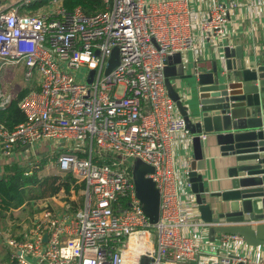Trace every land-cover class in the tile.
Listing matches in <instances>:
<instances>
[{"label":"built area","instance_id":"obj_1","mask_svg":"<svg viewBox=\"0 0 264 264\" xmlns=\"http://www.w3.org/2000/svg\"><path fill=\"white\" fill-rule=\"evenodd\" d=\"M36 1L18 0L0 9V68L21 64L26 81L38 76L37 88L17 101L24 120L11 129L0 122V149L7 156L16 150L26 155L44 142L61 151L58 170L74 177V185L83 184L84 205L70 220L44 209L20 240L0 232L11 261L261 264L239 253L221 258L202 253L189 234L202 222L187 219L196 205L192 195L193 203L180 197L172 143L191 133L164 74L169 55L194 48V29L220 39L227 11L238 8L239 1L208 0L201 21L190 0H103L105 8L91 14L62 4L50 13H21ZM114 48L119 62L106 73ZM12 101L0 88V109ZM129 158L152 168L145 176L159 196L154 222L137 195ZM150 228L156 231V246ZM219 241L232 251L247 247L237 233H220Z\"/></svg>","mask_w":264,"mask_h":264},{"label":"water","instance_id":"obj_2","mask_svg":"<svg viewBox=\"0 0 264 264\" xmlns=\"http://www.w3.org/2000/svg\"><path fill=\"white\" fill-rule=\"evenodd\" d=\"M108 62L106 73L119 62L117 48ZM247 63L238 46L218 49L211 68H201L196 74L198 104L191 113L172 86L186 76L180 52L167 57L164 74L168 94L191 133L189 193L200 220L209 224V240L213 242L217 233H237L248 246L257 247L264 246V59ZM250 119H257L258 127L246 128ZM202 132L213 135L221 156L232 159L227 176L214 179L216 190H212L213 181L205 184L201 172L206 145ZM150 172L152 168L144 164L135 173L132 169V177L144 212L154 222L159 196L151 178L145 176Z\"/></svg>","mask_w":264,"mask_h":264},{"label":"crops","instance_id":"obj_3","mask_svg":"<svg viewBox=\"0 0 264 264\" xmlns=\"http://www.w3.org/2000/svg\"><path fill=\"white\" fill-rule=\"evenodd\" d=\"M16 1L18 0H7L5 1V5L0 6V9L9 6ZM44 1H46V3L42 4ZM54 1H57V5L62 4L61 0H38L32 4L33 7L21 9V13H50L56 7V5H54ZM238 1L240 3L238 8L227 11L226 31L222 36H220V39L217 40L213 37H207V35L202 33L199 29H194V48L186 49L180 52L181 62L183 64V73L186 76L176 80L172 86L178 92L179 97L184 100V103L188 105L190 113L192 109L197 107L198 104L196 74L201 68H206L208 70L211 68L212 60L218 56V49L224 46L232 48L237 46L240 47L244 55L246 66L248 65V60L261 61L264 59V0ZM209 5L210 2L208 0H190V6L194 8V16L198 21L203 19ZM44 6L48 7L47 10L42 9ZM104 8L105 4L102 0V7L91 13L103 10ZM4 66L6 65H3L2 68ZM19 66H21V70L23 72L22 65L20 64ZM2 76L3 75L0 74V78ZM23 80L26 84L23 87L18 88L15 92L11 91L13 89V85H7L4 90L0 85V88L5 94H10L13 97V101L10 105L15 102L16 107L22 114V121L24 120V115L19 109L17 101L29 91L37 88L38 76L36 75L33 81H26L23 76ZM6 108L0 110L3 111ZM177 112L180 114L178 107ZM258 123L257 119H250L249 123H246L245 125L246 128H254L258 127ZM16 124H14L13 127ZM202 134H204V132H202ZM190 138L191 137H183L181 135L175 137L172 143V159L177 176L180 197L193 203L189 194L190 188L188 187L187 179V171L190 166L192 153ZM205 140V160L204 168L201 172L205 184H209V181H213L212 190H216L218 189V186L217 184L215 185L214 179L227 176V165L232 159L231 157L221 156L219 147L216 145L215 137L213 135H206ZM40 145L44 150L47 149L44 142L35 144L36 147ZM50 147L52 148V145ZM59 152L54 155V161L50 160V162H48V166L50 165V168L53 169L54 172L42 176L40 174L41 170H39L40 166L38 165L39 155L36 151L31 150L29 154L23 155L20 151L16 150L11 155L7 156L3 155L0 149V178L5 175L14 174L16 171L21 172L23 175H31L35 173L38 178L45 176L64 177L70 175L62 174L58 170L56 162ZM40 165L43 166V162H41ZM35 166H37V168H35ZM27 169H31L29 174H25ZM74 184L75 181L67 190L61 188L59 191L49 196L39 197L34 195L33 197H28V199H26L21 205L11 208L9 211L5 212V216L0 220V232L6 236L10 235L15 239L20 240L27 234L33 223L42 217L44 209H50L56 215L70 220L74 216L75 212L81 209L84 205L83 184ZM26 209H28V213L25 212ZM22 212H24L25 215L19 216ZM191 212L193 213V216H189L187 218L190 220V223L195 224V222L198 223V221L202 222L199 218L196 207L194 211L192 209ZM202 223L192 225L189 228V234L197 240L202 248V253L213 254L218 256V258H221L224 255H236L235 253H239L244 257L249 255L252 261L260 260L261 264H264V246L251 247L246 245L247 247L245 250L239 249L236 251L225 249L219 241L220 233H217L214 241L211 242L208 237L209 225H202ZM0 264H17V262L11 261L10 246L7 245L1 237ZM236 264H239V262ZM243 264L246 263L244 262Z\"/></svg>","mask_w":264,"mask_h":264},{"label":"trees","instance_id":"obj_4","mask_svg":"<svg viewBox=\"0 0 264 264\" xmlns=\"http://www.w3.org/2000/svg\"><path fill=\"white\" fill-rule=\"evenodd\" d=\"M46 1L42 2V4ZM62 5L69 11L75 7L80 8L86 14L98 10L102 7V0H61ZM1 111V110H0ZM22 114L13 102L8 108L0 112V121L3 122L9 129L13 125L21 122ZM75 181L70 175L60 176H45L38 178L36 174L23 175L16 171L14 174L5 175L0 178V220L5 216V212L11 208L21 205L28 197L49 196L61 188L67 190Z\"/></svg>","mask_w":264,"mask_h":264},{"label":"rangeland","instance_id":"obj_5","mask_svg":"<svg viewBox=\"0 0 264 264\" xmlns=\"http://www.w3.org/2000/svg\"><path fill=\"white\" fill-rule=\"evenodd\" d=\"M5 1L7 0H0V6L5 5ZM54 5H57V1H54ZM33 3L24 6V8H30ZM48 7H43V10H47ZM20 64H6L3 68H0V74L3 75L0 78V85L3 88V90L6 88L7 85H13V89L11 91L15 92L18 88L23 87L26 83L23 80V72L21 70ZM81 77V76H77ZM45 147H47L46 150L42 148V146L33 147L32 150L36 151V153L39 155V162L38 165L40 166V174L44 176L45 174L48 175L52 172H54L53 169L50 168V165L48 166V162L54 161V155L58 153L56 149H52L48 143H45ZM51 158V159H50ZM38 161V160H37ZM41 162H43V166H41ZM128 166L133 169V173H135V170L142 167L144 164L140 163L138 159L136 158H129L127 161ZM43 167V168H42ZM44 169V170H42ZM55 169V168H54ZM28 209L25 210L27 212ZM20 213V212H19ZM28 213V212H27ZM25 213L22 212L19 216H24ZM150 232L152 235L151 241L154 246H156V231L154 228H150Z\"/></svg>","mask_w":264,"mask_h":264},{"label":"bare ground","instance_id":"obj_6","mask_svg":"<svg viewBox=\"0 0 264 264\" xmlns=\"http://www.w3.org/2000/svg\"><path fill=\"white\" fill-rule=\"evenodd\" d=\"M131 245L134 246V241H132V244Z\"/></svg>","mask_w":264,"mask_h":264}]
</instances>
